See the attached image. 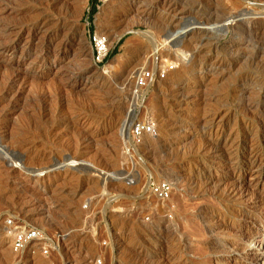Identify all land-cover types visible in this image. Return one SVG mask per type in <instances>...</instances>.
<instances>
[{"label": "rangeland", "instance_id": "obj_1", "mask_svg": "<svg viewBox=\"0 0 264 264\" xmlns=\"http://www.w3.org/2000/svg\"><path fill=\"white\" fill-rule=\"evenodd\" d=\"M95 1L92 12L91 0H0V264H264V165L255 194H220L248 184L244 152L264 128V0ZM181 21L208 30L172 44ZM92 33L106 35L109 52L119 43L99 66ZM164 62L175 68L147 99L157 134L126 157L132 74ZM221 129L237 153L212 156ZM66 158L86 165L54 169ZM96 168L118 178L104 183ZM148 176L172 183L167 200L143 198ZM208 177L226 182L217 191ZM10 215L62 233L58 249L14 252Z\"/></svg>", "mask_w": 264, "mask_h": 264}, {"label": "built area", "instance_id": "obj_2", "mask_svg": "<svg viewBox=\"0 0 264 264\" xmlns=\"http://www.w3.org/2000/svg\"><path fill=\"white\" fill-rule=\"evenodd\" d=\"M89 38L92 61L99 66L105 62L108 55V39L101 33H92ZM174 68L173 63L164 62L145 68L141 67L133 72L128 107L120 127L121 149L126 157H141L144 138L156 136V120L147 107L148 94L151 87L157 82L165 80ZM75 162L76 166L86 165L82 160ZM92 173L100 180L103 178L104 183L118 178L113 172L100 168L94 169ZM172 188V183L167 179L155 180L148 176L143 183L141 193L143 198L153 197L164 201L169 198ZM82 207L89 209V202L85 201ZM5 222L7 228L12 231L11 248L20 255L27 254L29 257L39 254L48 255L52 250L58 249V242L63 237L59 231H54L50 237L43 230L24 222L17 215L8 216ZM95 264H102V259H95Z\"/></svg>", "mask_w": 264, "mask_h": 264}, {"label": "bare ground", "instance_id": "obj_3", "mask_svg": "<svg viewBox=\"0 0 264 264\" xmlns=\"http://www.w3.org/2000/svg\"><path fill=\"white\" fill-rule=\"evenodd\" d=\"M183 16L182 15H180V14H175V13H173V15H171V20H170V23L171 22H174L175 21V23L177 24L178 22L180 23V20H183V18H182ZM245 19L246 20H250V19H248V17H245ZM145 20H147V17H146V19ZM182 22V21H181ZM184 22V21H183ZM182 22V24L184 25V23ZM232 22H234V20H232V19H228L227 20V22L225 23V24H228V23H232ZM179 23H178V25H179ZM192 23V26H183L182 28H180V30H177L174 34V37H169V39H171L170 40V42L172 43V44H179V43H181V42H183V41H185V39H187L188 41H187V43H190V42H192V41H201L202 39H203V35L202 34H200V33H204L205 34V32H207V25H202V24H208V23H200L199 22V24L200 25H196L197 24V22H191ZM194 23H196L195 25H194ZM229 25V24H228ZM221 27H224V24H223V26H221ZM207 29V30H206ZM149 35V34H148ZM169 35V34H168ZM171 36V35H170ZM149 37H150V39L152 40V43H153V41H154V38H152L151 37V35H149ZM154 44V43H153ZM183 44V43H182ZM191 45V44H190ZM156 48V46L154 45V49ZM48 50V49H47ZM184 60V59H183ZM180 69H183V67L182 68H180ZM180 69H178V71L176 70V71H174V73L173 74H176V76L177 75H179L180 73H182V74H185L186 73V70L185 69H183V70H180ZM182 74H180V75H182ZM179 75V76H180ZM184 76V75H183ZM182 76V77H183ZM181 77V78H182ZM171 78V77H170ZM172 78H174V76L172 77ZM175 79V78H174ZM179 79V78H178ZM196 91V90H195ZM194 91V92H195ZM184 93V92H183ZM177 95V94H176ZM171 106V105H170ZM188 109V108H187ZM217 116L219 115V114H216ZM225 129V128H224ZM224 129H221L219 132H220V139L219 140H217V142H216V149L214 150V153H213V155L212 156H217V155H219V156H222V155H224V154H227V155H229V153L230 152H236V151H239L238 149H240L241 147L239 146L240 144V142H236V141H234V139L233 140H230V134H231V132L230 131H228V134L225 136L224 135ZM233 130V129H232ZM253 131V130H252ZM230 132V133H229ZM234 133V132H233ZM258 133V132H257ZM219 134V133H218ZM251 135V134H250ZM259 135V134H258ZM234 136H235V134H234ZM252 137V136H251ZM262 139H264V128H261V131H260V136H258V138H257V142H258V140H262ZM240 140V139H239ZM239 140H237V141H239ZM250 140V139H249ZM251 140H252V142H251V144H250V146H248L249 148H248V150L247 151H245L244 152V154H245V162H246V166H247V168H248V171L250 172L249 173V175H250V179H249V182H248V184L247 185H244V184H242V183H240V182H238L237 180L235 181H233L231 184H229V185H225V187L223 186V185H221V184H225L224 182H226V181H222V178H218V177H208V179H206L205 181H203L204 182V184L206 183H213L214 184V186H215V189L217 190V191H219V189H220V187L221 186H223V190H221L220 189V194H222V196L226 199V200H237V199H240V198H243L244 196H246L247 194H251V195H253V194H255L254 192H252V188L255 186V185H257V183L260 181V177H261V171H262V166L264 165V155H261L260 153H259V151H258V148H257V142L256 141H253V138H251ZM243 142V141H242ZM264 142V141H263ZM215 143V142H214ZM245 143V142H244ZM261 144V143H260ZM214 146H215V144H214ZM259 147V146H258ZM260 148V147H259ZM243 149V148H242ZM261 151V150H260ZM237 153V152H236ZM231 154V153H230ZM264 154V153H263ZM228 158V157H227ZM74 158H72V159H70V158H66L65 159V163H63V164H60V166H59V163H58V167H56V168H54V169H58L59 167H61V166H64L65 165V167L67 166V168H75L76 167V160H73ZM233 162V161H232ZM234 166H235V164H234ZM90 168V167H89ZM236 168V167H235ZM53 169V170H54ZM232 169H233V167H232ZM235 170V169H234ZM234 170H233V172H234ZM45 173H41V175H44ZM252 178H253V181H255L254 182V184H252L251 183V180H252ZM222 181V182H221ZM229 183V182H228ZM207 184V185H208ZM251 184V185H250ZM198 185H200V184H198ZM221 185V186H220ZM201 187V186H200ZM213 187V186H212ZM203 188V187H202ZM203 191V190H202ZM250 195V196H251ZM252 197H254V196H252ZM250 198V197H249ZM248 199V198H247ZM253 199V198H252ZM256 199V198H255ZM241 200V199H240ZM249 200V199H248ZM257 200V199H256ZM255 200V203H258V200L260 201V204L261 203H263L264 204V198L262 199V198H258V200L256 201ZM247 201V200H246ZM229 203V202H228ZM234 203V202H233ZM240 203H242V201L240 202ZM250 205V204H249ZM252 205V204H251ZM258 205V204H257ZM250 208H251V206H250ZM235 210V209H234ZM246 211V210H245ZM238 212V211H237ZM241 212H242V210H241ZM237 214V213H236ZM236 216V215H235ZM237 216H239V215H237ZM236 216V217H237ZM255 215H253V217H254ZM242 217H244V216H242ZM246 218V217H245ZM244 218V219H245ZM248 219H249V217H248ZM264 219V218H263ZM216 220V219H215ZM239 220V219H238ZM252 222V221H251ZM248 223V222H247ZM220 225V224H219ZM237 225V224H236ZM250 228V227H249ZM253 228V227H252ZM253 230V229H252ZM238 231H240V230H238ZM237 231V232H238ZM249 231V230H248ZM254 231V230H253ZM252 231V232H253ZM243 234H242V232H241V236H242ZM246 235V234H245ZM249 235V234H248ZM248 235L247 236H242V237H244V238H248V239H251L252 238V236H250V237H248ZM247 240V239H246ZM241 242V241H240ZM245 242V241H244ZM236 246V245H235ZM239 246V245H238ZM230 247V246H229ZM231 247H232V245H231ZM243 247V246H242ZM235 248V247H234ZM231 249V248H230ZM236 249V248H235ZM232 250V249H231ZM238 250V249H237ZM232 251H235L234 249L232 250ZM240 251V250H239ZM238 252V251H237ZM241 253V252H240ZM250 256V255H249ZM240 257V256H239ZM243 257V256H242ZM235 258V257H234ZM233 258V259H234ZM36 258H34L33 260H35ZM246 260H247V258H246ZM155 261H158V260H155ZM160 261V260H159ZM166 261V260H165ZM228 261V260H227ZM231 261V260H230ZM229 263V262H228ZM232 263V262H231ZM238 264V263H237Z\"/></svg>", "mask_w": 264, "mask_h": 264}, {"label": "trees", "instance_id": "obj_4", "mask_svg": "<svg viewBox=\"0 0 264 264\" xmlns=\"http://www.w3.org/2000/svg\"><path fill=\"white\" fill-rule=\"evenodd\" d=\"M95 6H96V1L95 0H91V11L94 12L95 11ZM119 43L114 47V49L110 52H108V55L106 57V60L109 59L117 50Z\"/></svg>", "mask_w": 264, "mask_h": 264}]
</instances>
